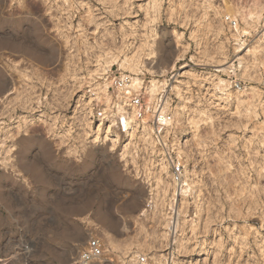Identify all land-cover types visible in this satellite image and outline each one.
Returning a JSON list of instances; mask_svg holds the SVG:
<instances>
[{
  "label": "rangeland",
  "instance_id": "obj_1",
  "mask_svg": "<svg viewBox=\"0 0 264 264\" xmlns=\"http://www.w3.org/2000/svg\"><path fill=\"white\" fill-rule=\"evenodd\" d=\"M263 4L0 0V264H71L92 234L130 264L106 231L146 263L264 264ZM122 71L163 125L122 129Z\"/></svg>",
  "mask_w": 264,
  "mask_h": 264
},
{
  "label": "bare ground",
  "instance_id": "obj_2",
  "mask_svg": "<svg viewBox=\"0 0 264 264\" xmlns=\"http://www.w3.org/2000/svg\"><path fill=\"white\" fill-rule=\"evenodd\" d=\"M263 6H264V4H263ZM261 9H262V7H261ZM261 12H262V10H257V9H248V10H239L238 8H236L235 10H233V11H231L230 13L228 12L227 13V15H226V18H229L230 16H233L234 18H237V20L238 19H240L241 21H243V22H245L246 23V25H248V27H251L252 26V24H251V22H253L254 21V18L256 17V16H258V15H260L261 14ZM240 29V27L239 26H236L235 27V30L237 31V30H239ZM125 71H122L120 74L121 75H125V74H123ZM130 77H131V84L129 85V86H131L132 88L135 86H137V85H140V79L137 77V76H135V74L134 73H130ZM130 87V88H131ZM135 87H134V89H135ZM138 88V87H137ZM148 88V87H147ZM149 89V92H150V98L152 99V98H154V96H155V94H156V91H157V88H156V85H155V83H152V85L148 88ZM138 90V89H137ZM119 96V95H118ZM121 98H120V102H119V105H118V110L119 111H121V107H122V104L124 103H126V100L124 99V97H122V96H120ZM159 100V99H158ZM126 105V104H125ZM129 110V109H128ZM164 110H165V105L164 104H162L161 103V105H160V107L158 108V116H159V118L161 119V120H163V115H164ZM127 113V117H128V119H127V117L126 118H123L124 119V129L125 130H127L128 129V123H131V122H137V119H136V117H135V115H134V112H129V111H127L126 112ZM123 117V116H122ZM141 122H143V123H145L146 122V120H145V118H143L142 120H141ZM177 158H178V162H181L180 160L182 159L183 160V157H182V150H178L177 151ZM174 173V172H173ZM168 176H172V174L171 173H168ZM174 177V178H173ZM173 177H172V179L171 180H169L168 182H167V185H165L164 186V188H162V198H166V197H169L168 199H172V198H174L175 199V196L176 195H178L179 193V195H184L185 194V192L187 191V189H188V182H187V180L186 179H184V178H182V180H181V182H179V180H177L176 181V176H175V174H173ZM177 179H179V178H177ZM169 190H170V192L172 193V191L171 190H173V197L170 195V196H168L169 194H168V192H169ZM149 197H150V195H149ZM153 197V196H152ZM151 198V197H150ZM149 199V198H148ZM163 199V200H164ZM150 200V199H149ZM169 201V200H168ZM167 201V202H168ZM169 204H170V202H169ZM142 210H146V209H141V211ZM178 210H179V208H178ZM175 211L177 212V209H175ZM165 217V216H164ZM176 221H177V217L176 216H174V220H173V226L170 224V221H167L166 222V224H165V227H167L166 228V230L167 229H170V230H174L175 229V223H176ZM166 231H164V233H165ZM106 234H105V236L107 237V241H106V243H107V248L108 249H120L124 254H125V256L127 257V259H124V256H123V259L125 260V261H128L130 264H135L136 263V260H138L137 259V257H138V251L137 250H132V248H133V245H138L139 246V248H140V246L143 244L141 241H137V239H136V241L135 240H133L132 238H131V242H129L128 241V243H119V242H116V240L113 238V236H112V234L110 233V232H108V231H106L105 232ZM138 237V236H137ZM171 238V237H170ZM145 239V238H144ZM124 240V239H123ZM143 240V239H142ZM174 240V239H173ZM131 255H130V254ZM129 257V258H128ZM151 257H154V256H151ZM170 258H171V261H169L170 260ZM165 259H166V261H165ZM124 260H122V261H124ZM157 261H156V264H172V262L174 263L175 262V257L173 256V255H169V257H167V258H165V257H163V258H157L156 259ZM127 262V263H128ZM123 263V262H122ZM137 264H139V263H137ZM146 264H152V263H146Z\"/></svg>",
  "mask_w": 264,
  "mask_h": 264
},
{
  "label": "built area",
  "instance_id": "obj_3",
  "mask_svg": "<svg viewBox=\"0 0 264 264\" xmlns=\"http://www.w3.org/2000/svg\"><path fill=\"white\" fill-rule=\"evenodd\" d=\"M131 84V77L128 74L124 76H116L114 78L115 88L120 90V95L124 97L127 104L135 114L137 119H142L149 115L148 120H152L159 127L163 125V120L158 116V108L161 105V100L156 103H150L148 101V95L143 87L137 91L129 87ZM170 116L166 112L165 119H169ZM117 120L123 129V118L120 115ZM180 170V166H174V174L176 175ZM105 245L102 239L97 235H90L86 242L78 250L77 254L73 257L71 264H116V261L105 254ZM148 261L146 256L140 255L138 258L139 264H146Z\"/></svg>",
  "mask_w": 264,
  "mask_h": 264
}]
</instances>
